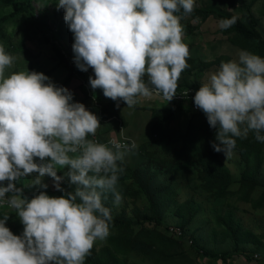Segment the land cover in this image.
<instances>
[{
	"label": "clouds",
	"instance_id": "1",
	"mask_svg": "<svg viewBox=\"0 0 264 264\" xmlns=\"http://www.w3.org/2000/svg\"><path fill=\"white\" fill-rule=\"evenodd\" d=\"M194 7L195 0L57 4L74 34L77 68H92L91 88L123 100L128 108L138 97L155 94L170 101L176 94L180 75L189 67V48L182 17L175 13L182 9L190 15ZM236 19H222L219 27L227 29ZM14 59L0 44V182H8L0 186V203L16 211L24 230L22 237L13 235L5 227L8 215L0 219V264H84L96 240L109 235L112 216L102 197L111 193L120 204L117 182L123 168L118 162L137 145L113 140L109 147L87 139L100 127L98 118L83 104L71 103L72 94L46 83L43 74L21 71L6 78ZM194 104L216 129L215 152L230 156L234 138L249 132L264 143V58L242 50L238 60L221 62L195 93ZM57 166L67 167L65 175L74 186L59 198L41 192L29 200L13 183L36 173L34 185L46 187L41 178L48 175L59 190L63 177L57 176Z\"/></svg>",
	"mask_w": 264,
	"mask_h": 264
},
{
	"label": "rangeland",
	"instance_id": "2",
	"mask_svg": "<svg viewBox=\"0 0 264 264\" xmlns=\"http://www.w3.org/2000/svg\"><path fill=\"white\" fill-rule=\"evenodd\" d=\"M29 1L41 18L40 26L43 33L33 27L27 14L0 0V44L4 46L7 54L15 57L12 65L5 69V77L21 71L43 74L48 78L46 83H51L56 88L67 89L72 94L71 103L83 104L87 111L98 118L100 127L94 136L89 135L87 139L108 144L112 138L116 140L126 138L122 134L120 137L115 135L113 131L120 130L121 126L124 127L126 124V120L116 113L115 105H119L122 111L128 110L130 113H127L126 117L131 118L130 115L133 114V110L139 109L136 105L140 103L137 102L133 108H128L123 100L115 103L112 99L106 98L101 89H92L89 78H95L93 69L90 67L87 69L92 71L91 74L80 70L81 73L85 72L86 76L81 74L74 64L72 51L74 34L69 31L64 20V10L57 8L59 0ZM195 6L220 9L237 18L251 12L260 22L259 30L261 29L264 39V0H195ZM181 17L183 42L189 48L188 58L200 59L202 62H208V65L201 72L183 71L178 80L177 94L188 91V85L193 82L200 85L206 83L208 74L216 71L221 62H225L226 58L229 61L238 60L240 52L228 42L232 35L220 32L219 21L222 19L210 16L200 22L189 16ZM58 54L71 60V70L63 66ZM144 79L147 82V76ZM151 97L167 101L155 94ZM148 100L152 101L150 106L157 105V108L163 104L151 98L145 99ZM172 100L167 102L172 105ZM183 108L185 112H180L175 120L157 126L158 136L153 137L149 134L148 144L137 145L135 149L126 153L123 161L118 162L123 168L117 182V191L122 196L120 204H115L111 193L106 194V199L102 197L104 204L112 205L114 217L123 222H135L143 215L148 216L146 200L139 192L137 184L139 178L146 179L141 175L136 177L132 173L138 168L148 171L152 177L150 189L158 197L162 225H132V235L128 236L131 242L147 243L140 249H136L133 243L125 246L121 239L123 233L114 225H110L108 237L105 240H96L84 264H93L96 257L107 258L109 253L123 264H202L209 259L203 257V252L219 258L222 254L235 257L244 251L264 259V152L261 172L253 181L254 189L241 185L243 176L252 170L250 166H247L237 153L232 152L228 157L221 153L222 161L230 170L232 183L226 191L227 194L219 196L217 189L210 190L205 187L198 168L192 164L193 156L189 154L185 159L180 153L190 118L201 114L205 116L200 109L193 111L186 102L183 103ZM107 114L111 115L106 119ZM251 133L249 132L247 137ZM128 140L133 142L129 138ZM45 161L49 162L50 158H45ZM34 162L40 163L39 158H34ZM67 171V167L57 166V176L63 177L59 182V190L56 181L48 175L41 178V184L46 187L34 185L37 174L14 181V185L16 188L28 187L39 194L44 192L51 198H59L67 190L74 189L69 180H66ZM0 215V219L8 215L5 227L13 235L22 237L24 225L16 211L6 205L0 209ZM229 226H232L235 234L230 232ZM168 228L180 229L181 238L170 234ZM162 236L178 242L185 236L181 242L182 257L173 259L157 253V250H163L160 239ZM195 247L201 249L199 252L202 253H198Z\"/></svg>",
	"mask_w": 264,
	"mask_h": 264
},
{
	"label": "trees",
	"instance_id": "3",
	"mask_svg": "<svg viewBox=\"0 0 264 264\" xmlns=\"http://www.w3.org/2000/svg\"><path fill=\"white\" fill-rule=\"evenodd\" d=\"M4 1L7 2L10 6H13L23 11L24 14H27V17H29L30 21H32L33 27L36 30H38L40 33H43V30L40 26L41 18L35 12L29 0H4ZM175 15L189 16L194 20H199L200 22L205 21L210 16H216L219 19H230L232 17H235L229 14L228 12H224L220 9L218 10L209 7H196V6L194 7V10L190 15H184L182 9L180 12L175 13ZM259 28H260L259 20L256 19L251 12H248L247 15L244 14L241 18H237L236 23L234 25H232L227 29H221L220 32L223 33L224 35L231 34L232 37L228 38V42L231 44V46L237 48L239 51L242 50L248 51L250 53L256 54L264 58V39L262 38V34H260ZM230 39L232 42H230ZM58 58L64 67H66L69 70L72 69V67L70 66L71 60H69L62 54H58ZM224 61L228 62L229 59L226 58ZM187 64L189 65V67L186 68L184 71L190 72L192 70H196L198 72H201L203 68L208 65V62H202L200 59H195V58H190V59L187 58ZM86 72L88 74H91L92 71L87 70ZM81 74L86 75L85 72ZM200 86L201 85L198 82H193L192 84L188 85L187 89L191 90L193 93H196L199 90ZM178 92H179V87L177 86L176 94L174 96H176ZM120 100L121 99H117L114 102L116 103L117 101ZM183 103L184 102L182 100H174L173 105L170 108L163 107V108L150 109L151 115L154 119V123L151 127V133L154 137L158 136L159 134L157 131V126L166 125L170 121L175 120L180 112H185L184 111L185 109L183 108ZM110 115L111 114H107L105 118L106 119L109 118ZM205 117L206 116L201 114L197 116H192L190 118L185 130V135L182 141L180 153L182 154L183 157H185V159L188 157L189 154L193 156L192 164H194L195 167L198 168L199 176L205 182V187L210 190L217 189L218 195L223 197L227 194L226 191L232 183V176L230 170L221 159L222 152H215L211 146L212 143L215 142L216 129H213L209 126L208 122L205 121ZM200 120H202V123L200 122ZM234 139L236 140V147L233 149L232 152L239 154L241 160L247 166H250V168L252 169L249 170V172L243 176L241 185L248 186L251 189H254L255 185L253 181L260 174L261 167L263 164L264 143L258 142L255 139V135L253 132L249 137L246 138L237 137ZM127 171L129 172V169H127ZM132 173H134L136 177H138V175H141L146 179V180L144 179L142 180L141 178H139L140 180L138 181L137 184H138L139 192L146 200L149 215L148 216L143 215L141 216L140 220H137L135 222L132 221L123 222L122 220L114 217L112 205L108 203L107 204L103 203L104 206L109 208L111 212L112 221L110 225H114L115 228H117L123 233L121 239L124 242L125 246L131 245L133 243L128 237L129 235H132V225L148 224V225L161 226L163 221L160 212V206L158 203L157 194L150 189L152 177L149 175L148 171H144L139 168L135 169V171L133 170ZM66 180L68 181L67 178ZM7 183H8L7 181L0 182V186L6 187ZM19 189H22L23 196L29 200L34 198V196L39 195V193L35 192L33 189H30L28 187L19 188ZM71 191L67 190L66 193ZM229 229H231L230 232L235 234L232 226H229ZM184 238H182L180 241L183 242ZM160 239L162 240L163 250L162 251L157 250V253H161L173 259H178L182 257L183 246L181 242H178L177 240L168 238L166 236H162L160 237ZM133 244L136 249H140L141 247L147 245V243L145 242H134ZM195 249L198 250L197 251L198 253H202L199 252L201 249H198L197 247H195ZM202 255L203 257L209 258L207 259L209 263H212L217 260H221L223 264H227V260L233 258V256L229 257L228 254L219 255V258H216L217 256H215L214 254L205 253V252H203ZM238 256L244 257L247 261L250 260L249 254L245 253L244 251L240 252ZM93 264H123V263H120V260L116 256L109 253V255H107V258L96 257L93 261Z\"/></svg>",
	"mask_w": 264,
	"mask_h": 264
},
{
	"label": "crops",
	"instance_id": "4",
	"mask_svg": "<svg viewBox=\"0 0 264 264\" xmlns=\"http://www.w3.org/2000/svg\"><path fill=\"white\" fill-rule=\"evenodd\" d=\"M261 28V27H260ZM261 30V29H260ZM261 34V31H260ZM151 99H154L156 102L163 103L160 108L163 107H172L171 104H169L167 101H163L161 99H155L154 97H148ZM145 97H138L137 101L140 103L139 109L133 110V114L131 118L126 117L127 113H130L128 110H120L119 105H115V108H117L116 113H119L120 116H122L126 120V124L124 127L121 126L120 130H113L115 132V135L119 136L122 134L126 138L131 139L133 142H135L136 145L140 144H148L149 140L147 139L149 134L151 135V127L154 123V119L151 115V108H157V105L150 106L152 101L148 100L145 101ZM143 101V103L141 102ZM120 102V101H119ZM150 102V103H146ZM145 115H147L145 117ZM122 130V131H121ZM153 136V135H152ZM154 137V136H153ZM255 255H249L250 260L247 261L244 257L235 256L232 259L227 261V264H264V259H261L259 256L257 259H254ZM252 262V263H251ZM254 262V263H253ZM202 264H223L221 260L214 261L212 263H209V261H204Z\"/></svg>",
	"mask_w": 264,
	"mask_h": 264
},
{
	"label": "built area",
	"instance_id": "5",
	"mask_svg": "<svg viewBox=\"0 0 264 264\" xmlns=\"http://www.w3.org/2000/svg\"><path fill=\"white\" fill-rule=\"evenodd\" d=\"M194 96H195V93H193L191 90H188V91H186L185 93H180V94H177L176 96H173V100H172V102L174 101V100H182L183 102H186V103H188V104H190V106H191V109L193 110V111H197V110H199L196 106H195V104H194ZM159 97H163V96H159ZM165 99V98H164ZM165 100H167V99H165ZM170 100V101H171ZM113 140H115V141H118V142H123V143H126V144H128L129 146L131 145V141L130 140H128V138H123V139H121V140H116V139H114V138H112V139H110L109 141H108V145H111L110 144V141H113ZM95 142H97L98 143V141L97 140H95ZM7 204H3V203H0V209L2 208V207H5ZM169 233L170 234H172L173 236H175V237H177V238H180L181 236H182V232H181V230L180 229H177V228H170L169 229ZM258 258V256H254V259H257Z\"/></svg>",
	"mask_w": 264,
	"mask_h": 264
},
{
	"label": "bare ground",
	"instance_id": "6",
	"mask_svg": "<svg viewBox=\"0 0 264 264\" xmlns=\"http://www.w3.org/2000/svg\"><path fill=\"white\" fill-rule=\"evenodd\" d=\"M80 91V90H79ZM169 229V228H168ZM206 240V239H205ZM191 245V244H190ZM206 246H207V244H206ZM211 247V246H210ZM228 261V260H227ZM231 261V260H230ZM197 262V261H196ZM252 263V262H251ZM254 263V262H253Z\"/></svg>",
	"mask_w": 264,
	"mask_h": 264
}]
</instances>
